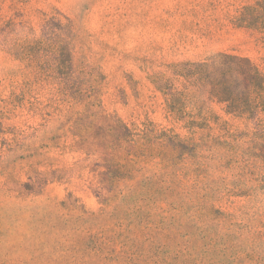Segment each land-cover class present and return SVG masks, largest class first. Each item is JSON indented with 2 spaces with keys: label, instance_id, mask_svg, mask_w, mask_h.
Masks as SVG:
<instances>
[{
  "label": "rangeland",
  "instance_id": "374dc122",
  "mask_svg": "<svg viewBox=\"0 0 264 264\" xmlns=\"http://www.w3.org/2000/svg\"><path fill=\"white\" fill-rule=\"evenodd\" d=\"M260 0H0V264H264Z\"/></svg>",
  "mask_w": 264,
  "mask_h": 264
},
{
  "label": "trees",
  "instance_id": "16d2710c",
  "mask_svg": "<svg viewBox=\"0 0 264 264\" xmlns=\"http://www.w3.org/2000/svg\"><path fill=\"white\" fill-rule=\"evenodd\" d=\"M240 22L242 25H246L249 28L257 29L264 32V0H260L255 6L246 8L243 13ZM231 62L235 65H242L243 63L248 65V76L250 78V84L254 87L264 86V76L259 72V69L252 64L248 59H241L237 57H229Z\"/></svg>",
  "mask_w": 264,
  "mask_h": 264
}]
</instances>
